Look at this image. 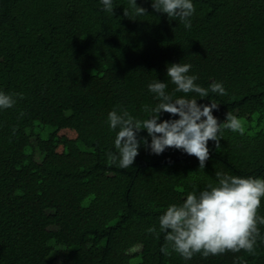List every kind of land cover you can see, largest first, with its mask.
<instances>
[{"label":"trees","instance_id":"16d2710c","mask_svg":"<svg viewBox=\"0 0 264 264\" xmlns=\"http://www.w3.org/2000/svg\"><path fill=\"white\" fill-rule=\"evenodd\" d=\"M193 3L185 29L151 0H136L143 16L124 14L128 0H114L112 14L99 0H0V89L23 95L0 112V264H264L259 239L254 254L184 261L160 252L162 233L145 231L216 171L264 176V0ZM176 62L190 63L202 87L223 82L226 95L173 92L166 67ZM155 79L174 97L215 102L218 122L231 112L245 134L209 141L203 169L177 149L143 146L127 169L107 163V112L143 118Z\"/></svg>","mask_w":264,"mask_h":264},{"label":"clouds","instance_id":"9594fccd","mask_svg":"<svg viewBox=\"0 0 264 264\" xmlns=\"http://www.w3.org/2000/svg\"><path fill=\"white\" fill-rule=\"evenodd\" d=\"M128 2L129 9H124L126 16L129 11L136 16L146 15L136 0ZM99 4L103 11L112 14L114 0H99ZM151 7L183 23L185 29L192 26L193 0H151ZM191 67L190 63L181 62L167 65L166 76L175 86L173 92L195 93L200 99L210 92L226 95L223 82L212 81L207 88L196 83L198 76L190 74ZM166 88L165 81L158 79L147 84V91L156 103L141 106L143 118L121 106H114L107 112V128L115 133L114 151L106 153L107 163L127 169L143 146L149 154L155 155L167 148L177 149L196 157L199 169H203L209 158V141L218 148L225 129L245 134L242 121L231 112L227 111L223 121L218 122L213 115L218 110L215 102L197 103V99L186 95L174 97ZM18 98L22 99L23 95L0 89V112L13 108ZM164 113L169 114L168 118H162ZM141 131L146 136L140 137ZM214 177L213 182L200 190L188 192L181 202L168 204L158 216V228L150 226L145 230L156 238L163 234L162 254L176 253L184 261L191 260L197 253L202 257L241 250L254 254L257 240L264 243L259 227L264 226V216L258 212L264 200V176H237L216 171Z\"/></svg>","mask_w":264,"mask_h":264},{"label":"rangeland","instance_id":"374dc122","mask_svg":"<svg viewBox=\"0 0 264 264\" xmlns=\"http://www.w3.org/2000/svg\"><path fill=\"white\" fill-rule=\"evenodd\" d=\"M68 135H72L71 132H66ZM59 239H66L68 237V235L66 233H59L58 234Z\"/></svg>","mask_w":264,"mask_h":264}]
</instances>
